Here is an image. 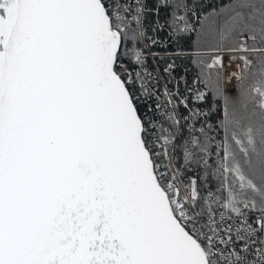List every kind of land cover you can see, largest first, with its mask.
<instances>
[{"label":"snow or ice","instance_id":"1","mask_svg":"<svg viewBox=\"0 0 264 264\" xmlns=\"http://www.w3.org/2000/svg\"><path fill=\"white\" fill-rule=\"evenodd\" d=\"M144 11L0 0V264H264V0L199 17L216 43L193 102L222 99L218 126L179 114L180 81L158 93L139 52L124 65L127 17ZM176 147L198 179L170 166Z\"/></svg>","mask_w":264,"mask_h":264},{"label":"built area","instance_id":"2","mask_svg":"<svg viewBox=\"0 0 264 264\" xmlns=\"http://www.w3.org/2000/svg\"><path fill=\"white\" fill-rule=\"evenodd\" d=\"M124 2L130 5L135 4V0H124ZM142 3L145 5V11L139 27L135 19L132 18L134 13H130L127 17V33L131 35L136 46L130 51L129 60L123 61L124 65L130 71L139 69V66L133 63L136 52H139L144 58L143 70L152 73L156 78L157 92H162L165 85L168 89L177 91V81H180L178 97L175 99L177 103L179 99H186L188 107L179 106L178 113L188 115L191 111H200L202 116L196 120L195 126L200 127L205 120L208 124V91L204 101L193 102L197 87L201 91H206L203 84L197 83L194 86V81L199 76L198 66L194 63V60L196 58H209L210 52H194L187 47V44L190 37L196 33L201 21L200 16L210 9H215L219 14L220 0H167V7L162 6L160 0H142ZM193 7L197 13L195 16L191 11ZM174 15L177 18L183 17V19H174ZM186 26L191 30L181 32L180 29ZM226 56L224 60L225 67L229 61ZM172 63L175 67L171 75L164 73V68ZM181 77H183L182 80ZM232 81V89H228L224 82L225 92L234 89L236 85L235 78ZM189 89L192 90L189 91ZM161 99L163 100L162 96ZM151 103L155 106V101H151ZM181 123H184L183 120H181ZM164 126L168 127V124L165 123ZM189 131L187 127L182 129L183 134H189ZM180 135V133L177 134L176 144ZM169 154L172 156V160L169 162L170 166L175 171L177 169L174 161L175 149L170 148Z\"/></svg>","mask_w":264,"mask_h":264},{"label":"trees","instance_id":"3","mask_svg":"<svg viewBox=\"0 0 264 264\" xmlns=\"http://www.w3.org/2000/svg\"><path fill=\"white\" fill-rule=\"evenodd\" d=\"M233 4V0H220V14L226 11L228 8H231ZM227 6V7H226ZM195 34L192 35L188 41L187 47L192 49V42ZM208 42V41H207ZM124 47L122 48V55L124 56L123 61H128L130 52L129 49L127 48L128 44L127 40L124 42ZM210 46H214L213 43H209ZM236 91V90H235ZM209 93V99H208V124L213 125V126H218L219 122L223 119V109H224V103L222 99H218L213 97L211 92ZM215 134V133H213ZM188 134H183L184 138H187ZM183 144V139L180 137L178 138L177 145ZM174 161H175V166L177 169H180L183 172V179L185 182L188 181V179L191 178H199L203 174V170L199 167H192V170L189 171L184 165V158H183V150L180 147L175 148V155H174ZM212 189L213 191L215 190L216 184L215 181L212 182ZM204 194V193H202Z\"/></svg>","mask_w":264,"mask_h":264},{"label":"rangeland","instance_id":"4","mask_svg":"<svg viewBox=\"0 0 264 264\" xmlns=\"http://www.w3.org/2000/svg\"><path fill=\"white\" fill-rule=\"evenodd\" d=\"M213 10L215 9H210L208 11H206L202 16H207L209 13H212ZM215 12L217 13V11L215 10ZM218 14V13H217ZM220 14V11H219ZM217 22L219 23V16L217 17ZM127 40H132L131 35L129 33H127ZM208 41V42H207ZM216 43V38L214 37V35L208 30V24L207 22L205 23H201L196 30L195 36L193 38V42H192V51L194 52H205L210 50L211 46L209 43ZM208 44V45H207ZM226 58L228 59V57L226 56ZM211 57H205V58H196L194 60V63H196V65L198 66V72L200 74L201 72V68H202V61L203 62H210ZM224 60H225V56H224ZM235 87L233 90H231L230 92H225L226 94H228L229 96H234L236 94L235 91ZM211 92V91H208ZM223 101V100H222ZM224 103V101H223Z\"/></svg>","mask_w":264,"mask_h":264},{"label":"bare ground","instance_id":"5","mask_svg":"<svg viewBox=\"0 0 264 264\" xmlns=\"http://www.w3.org/2000/svg\"><path fill=\"white\" fill-rule=\"evenodd\" d=\"M235 71H237L235 63H232L231 66L229 67V61H228L227 64H226L225 70H224V78H225L224 82H225L226 87L228 89H232V85L231 84H232L233 81L232 80L229 81L227 79V77H228L229 73L235 72Z\"/></svg>","mask_w":264,"mask_h":264},{"label":"flooded vegetation","instance_id":"6","mask_svg":"<svg viewBox=\"0 0 264 264\" xmlns=\"http://www.w3.org/2000/svg\"><path fill=\"white\" fill-rule=\"evenodd\" d=\"M126 44H128L127 48L129 49V52L136 46V44L133 40H127Z\"/></svg>","mask_w":264,"mask_h":264},{"label":"crops","instance_id":"7","mask_svg":"<svg viewBox=\"0 0 264 264\" xmlns=\"http://www.w3.org/2000/svg\"><path fill=\"white\" fill-rule=\"evenodd\" d=\"M208 45V44H207ZM209 51V50H208Z\"/></svg>","mask_w":264,"mask_h":264}]
</instances>
